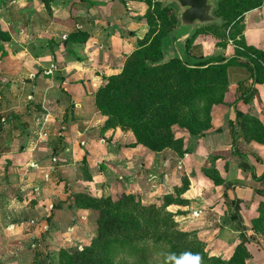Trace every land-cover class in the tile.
<instances>
[{"label": "rangeland", "instance_id": "1", "mask_svg": "<svg viewBox=\"0 0 264 264\" xmlns=\"http://www.w3.org/2000/svg\"><path fill=\"white\" fill-rule=\"evenodd\" d=\"M17 1L0 0V264H239L232 262L244 257L236 249L240 244L231 243L237 242L232 231L238 225L225 191L241 182L237 174L225 176L217 169L227 172L243 161L251 167L252 160L240 158L251 150L264 159V124L242 121L243 100L251 92L250 111L264 122V62L258 74L263 95L256 97L245 68L199 74L185 73V66L241 53L238 18L262 0H210L215 21L197 26L189 37L174 1L21 0L29 11ZM84 82L94 97L93 109L79 114L66 100L59 105L63 87L85 88ZM33 84L39 88L35 99ZM229 118L236 126L227 124ZM80 130H93L95 151L112 153L114 144L124 150L122 163H135L124 173L139 185L114 184L111 170L105 175L106 184L112 183L108 194L86 184L89 189L73 200L87 212L77 230L67 214L59 230L47 228L48 213L18 214L19 203L24 208L35 202L33 193L7 195L6 182H19L23 165L26 171L45 166L31 181L35 186L48 177L57 183V191L43 192L55 197L52 205L70 199L67 183L74 175H54V153L65 150V139ZM27 141L33 158L23 151ZM134 148L130 157L127 152ZM145 152L152 162H144ZM87 156L79 179L92 183ZM60 175L66 179L59 180ZM211 186L220 189L213 193ZM199 197L207 200V212L221 216L200 218L197 212L206 210Z\"/></svg>", "mask_w": 264, "mask_h": 264}, {"label": "crops", "instance_id": "2", "mask_svg": "<svg viewBox=\"0 0 264 264\" xmlns=\"http://www.w3.org/2000/svg\"><path fill=\"white\" fill-rule=\"evenodd\" d=\"M20 1H17L15 4L18 5V7H22L23 10L29 11L30 5H22ZM5 23V22H4ZM240 24L242 26V38L243 42L247 47L254 48L259 51H264V0H262V4L259 5L257 8H253L245 12L242 17L240 18ZM20 56V55H18ZM236 68H241V67H234ZM230 69V68H229ZM244 69V68H242ZM246 69V68H245ZM79 70V69H78ZM79 72L86 73V69H80ZM90 74L93 75V72H90ZM98 76V75H97ZM91 76L92 78L96 79V77ZM85 88L81 87L80 85L78 86H66L63 87L60 90V97H58V100H61L59 105H63V100H66L68 103L73 105V108L75 110L80 112H87V108L93 109L95 106L94 103V97L92 96V92L90 91L88 87V83L84 82ZM260 84H255L254 87V92L257 93L255 94V97L258 96L260 93V96L263 94L261 93L262 91L259 89ZM251 86V85H250ZM31 94L34 95L33 99H35V95L38 92L39 88L36 87L35 84H33V87H31ZM49 92L48 90L46 93ZM251 94L248 97V102H245L243 100V103L246 105V111L243 112V119L242 121L251 122V121H257L258 120L264 124L263 120L260 119V116L255 115L253 112L250 111L251 108V100H250ZM84 115H80L82 118ZM257 118V119H256ZM84 119V120H83ZM82 119L83 124H87L89 116L85 115V117ZM232 118H229L227 124L230 125L233 123L231 121ZM76 122L79 123L77 119H75ZM77 123V124H78ZM75 124V125H77ZM94 127V126H93ZM71 132H73V128L70 129ZM88 134V135H86ZM73 135V134H72ZM93 130L88 133L87 130H80L76 131V135H73L70 139H65L68 140L66 142V149L62 150L61 152L56 151L54 154V158L56 159V162L54 164V175L57 174H73L75 181L67 183V186H69V194H71V197L69 200L64 198L59 201L58 204L52 205L53 201L55 200V197L50 196V198H46V196L43 194V192L57 188V183H53L51 181V178L49 179L46 177V182L47 183H42L40 180L39 184H36L34 186V178L37 179L39 177V174L42 171V168H45L43 165H35V169L33 171H26L25 165L22 167L18 168L20 176L19 182H14L8 181L6 182L7 184V195L12 196L11 192L17 191L19 193L23 194H29L33 193L34 196L32 197L34 203L26 205V207L22 208L23 205L19 203L18 208L19 210H22L19 212L17 211L18 214L21 213H26L27 215H33V217L39 214H44V212L47 214V221L46 224L48 223L47 228L49 229H55L59 230L60 223H62V220L64 217H66V214L69 215L70 220L73 222L71 223V227L73 230H77L78 227L83 226L82 224V219L84 216H86L87 212L84 211V209L79 208L78 206L75 205L74 200V195H76L78 192H85L89 188H95L102 192V194H108L109 191H111V184H106V177L107 175V170L113 171L112 175L114 176V184L115 182L122 181L124 186H128L131 184V186L134 185H139V180L135 178V176L131 177L128 173L126 172L125 169H127V165L129 167L135 166V163H132V160L127 164V163H122L121 161V153H124V150L117 149V144H114V149L112 153L107 152L106 154L103 152H99V150L96 149H91L92 142L93 140ZM115 137H117L115 135ZM212 140H214V137H212ZM238 140V139H237ZM82 142L83 144H79ZM100 144V143H97ZM206 143H201L200 148L202 149L205 155H207L208 151L205 148ZM30 142L26 143V146L24 147L25 151L24 153L29 154L30 158H33L35 156V153H33V149L30 148ZM108 146V143H107ZM64 148V146H63ZM136 148L130 149L129 153L132 157V152H135ZM260 151H255L251 150L248 151L244 154L240 155L241 159H246L248 158L249 160H252L250 163L252 166L250 167L248 165L247 161H243L244 166L246 169L241 168V163L237 164L236 166H228L227 172L224 169H217V173L219 174H224L230 175V176H235L237 174L238 181H240L242 186L237 185V188H234V185L228 184L226 187L225 192V200H226V206L229 205L230 207H233V202H238V214L242 222V233L246 236L247 240H244V248L247 250L248 253V258L245 260V264H264V180H261L260 178L264 175V159H262ZM252 153L253 155H251ZM88 154L87 156V162H86V168H88L89 172L91 173L90 179H92V183L90 182H84L83 180L79 179V175L81 174V170L83 168V164L81 165L82 157ZM145 158L144 162L147 164L152 162V155L148 152L144 153ZM251 155V156H250ZM257 156V157H256ZM46 165V164H44ZM81 165V166H80ZM100 165L99 167H97ZM95 167H97V172L95 171ZM81 168V170H80ZM239 168V169H238ZM47 170H49L47 168ZM53 172V171H52ZM84 172V170H82ZM125 172V173H124ZM247 172L252 173L253 175H245ZM53 176V174H50V176ZM123 176V177H122ZM24 179H26L24 181ZM58 179H66V176H58ZM57 180V182H59ZM253 180L254 182H251ZM257 180V183H255ZM36 181V180H35ZM38 181V180H37ZM67 181V180H66ZM120 181V182H121ZM99 182V183H98ZM88 184L87 186L89 188H86L85 185ZM36 185H39V187H36ZM212 192L214 193L215 189H220L218 187H213ZM33 191V192H32ZM39 191L41 193H39ZM57 191V189H56ZM35 192V193H34ZM155 194L156 191L154 189ZM157 196V195H156ZM25 199V198H24ZM23 199V200H24ZM6 200V199H5ZM11 204L13 201L11 199H7ZM198 201V204L204 205L205 207H202L206 210V213H203L202 210H199L197 213L199 214L198 216L201 218L202 215L206 216L207 218L213 219L214 217L218 218L220 213L218 211H214L212 209H209V212H207V200H204L203 198H198L196 199ZM25 202V200L23 201ZM29 201L26 200L27 204ZM62 203V204H61ZM192 205V203H189V207ZM29 206V207H28ZM225 206V207H226ZM190 210V209H189ZM16 212V211H14ZM190 212V211H189ZM232 212L233 208H232ZM16 213V214H17ZM71 215V216H70ZM76 215V216H75ZM82 217V218H81ZM34 218V219H35ZM231 218V217H230ZM52 220V221H51ZM23 222H28V218L22 219ZM54 221V222H53ZM64 221V220H63ZM30 222V221H29ZM45 222V221H44ZM235 223V221L233 220ZM241 229L237 226L232 233L238 234L237 235V242H231L232 244L236 246V244H239V237L241 235ZM56 234V233H55ZM65 235V234H64ZM222 239V238H220ZM223 244L228 245V243H225L223 241Z\"/></svg>", "mask_w": 264, "mask_h": 264}, {"label": "trees", "instance_id": "3", "mask_svg": "<svg viewBox=\"0 0 264 264\" xmlns=\"http://www.w3.org/2000/svg\"><path fill=\"white\" fill-rule=\"evenodd\" d=\"M246 10H248V6H247ZM240 18H238L239 21H240ZM159 48H160V46H159ZM243 48H244V50L241 53H237L236 56H233V57H230L227 59L224 57H214V58H210V59H207V60H204V61L198 63L197 67H188V66L186 67L185 66V68H186L185 73H192L193 72V73L201 74L204 72L203 70L208 69V70H212V71L216 72V74H217V73H224L226 71V69L229 67H241V68H246L249 71V73L251 74V76L254 79L253 80L254 84H260L258 74L260 75L261 70L259 69V65L260 64L262 65L264 62V51H259V50H256L254 48L247 47L244 43H243ZM188 57H190V55H188ZM250 93L251 92H249V95L244 98L245 102H248V97L250 96ZM236 117L239 118L238 112L236 113ZM230 125H233V127L236 126L235 123H231ZM236 138H237L236 135L233 133L234 142H237ZM143 145L146 146L147 148L151 149L146 144H143ZM240 166H241V168L246 169V167L244 166L243 163H241ZM252 175H253V172H252ZM260 179L264 180V175ZM76 200H78V198H76ZM232 204H233V210H234V214L232 215V219L234 221L235 220L237 221V225L241 229L240 230L241 231L240 238L242 239L239 243L240 245H238V247H236V249H238V251L241 252L243 254V257H244L243 259H241V258L233 259L232 262L235 263V261H236L239 264H245L244 259L246 257H248V254L245 252L246 250H245L243 244H244V240H247V239H246V236L242 233V222H241V219L238 215V202H233ZM76 206H78L80 208L83 206V204L79 203V205L76 204ZM114 238L119 239V237H114ZM235 254H238V252Z\"/></svg>", "mask_w": 264, "mask_h": 264}, {"label": "water", "instance_id": "4", "mask_svg": "<svg viewBox=\"0 0 264 264\" xmlns=\"http://www.w3.org/2000/svg\"><path fill=\"white\" fill-rule=\"evenodd\" d=\"M174 1L182 9L179 25L186 28L188 37L193 34L197 26L214 22L211 16L210 0H167Z\"/></svg>", "mask_w": 264, "mask_h": 264}, {"label": "clouds", "instance_id": "5", "mask_svg": "<svg viewBox=\"0 0 264 264\" xmlns=\"http://www.w3.org/2000/svg\"><path fill=\"white\" fill-rule=\"evenodd\" d=\"M195 259H198V258H195Z\"/></svg>", "mask_w": 264, "mask_h": 264}]
</instances>
